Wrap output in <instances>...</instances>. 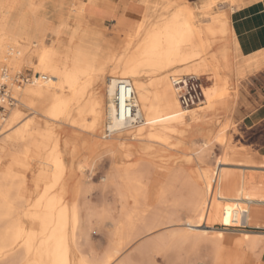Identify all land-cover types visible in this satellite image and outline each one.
<instances>
[{"label": "bare ground", "instance_id": "1", "mask_svg": "<svg viewBox=\"0 0 264 264\" xmlns=\"http://www.w3.org/2000/svg\"><path fill=\"white\" fill-rule=\"evenodd\" d=\"M31 1L0 0V87L7 84L16 100L7 119L0 112V264H134L132 250L145 255L160 243L174 241L207 239L219 249L230 243L228 227L233 211L239 209L248 211L250 226L264 227V167L260 163L264 157L248 163L234 154L223 166L221 177L203 169L187 174L177 168L169 171L166 183L155 187L141 164L143 157L154 161L157 147L178 151L198 136L204 137V146L212 143L206 136L209 114L229 97L230 74L242 68V63H236L240 51L261 49L262 41L255 35L264 34V0H239L246 9L262 7L253 30L238 25L239 18L231 21L226 11L211 14L218 0H205L196 7L170 0L166 9L174 11L167 18L157 16L150 0H130L144 7V15L134 33L117 27L113 38H108L104 20L96 17L110 0H38V7ZM195 10L202 12L198 15ZM210 17V22L198 24L199 18ZM141 35L147 42L134 49ZM213 48L217 51L208 57ZM252 62L253 69L264 67V49ZM24 67L34 75L31 84L23 87L13 80ZM146 67L150 76L144 79ZM174 75L200 76L207 81L212 77L224 83L205 87L200 107L184 109L173 85ZM121 80L133 85L142 120L139 124L115 117L114 100ZM23 108L28 109L27 116ZM104 124L106 130L101 133ZM69 130L77 137L65 138ZM222 135L216 140L222 142ZM190 151L188 161L196 156L192 147ZM82 152L91 155L90 159L102 152L95 162L110 158L112 169L104 181L119 200V216L113 219L109 233L110 248L99 260L87 258L79 250L83 214L78 198L86 166L76 164L75 158ZM6 158L12 160L11 165L25 163L32 172L36 163L40 165L33 192L26 183L15 185L14 175L4 164ZM241 169L255 170L261 179L240 186V197L218 198L217 182L236 180ZM176 183L191 191L190 202L197 214L193 222L174 220L176 215L166 219L158 212ZM183 200L178 197L174 206ZM170 228L173 230L167 233ZM165 230L167 234L161 233ZM239 235L236 244L250 251L264 248V233ZM149 264H156L155 260Z\"/></svg>", "mask_w": 264, "mask_h": 264}, {"label": "rangeland", "instance_id": "2", "mask_svg": "<svg viewBox=\"0 0 264 264\" xmlns=\"http://www.w3.org/2000/svg\"><path fill=\"white\" fill-rule=\"evenodd\" d=\"M136 1H142V0H136ZM169 1L170 0H150L149 4L156 7L155 13L157 14V16L167 18L170 17L172 11H174V9L172 10L166 9V5H168L167 3ZM182 1L185 2L186 4L196 7V5L192 4L191 2H195L197 0H182ZM31 2L35 7H38L40 5L38 0H32ZM216 2L217 3L214 4V7L211 10V14H217L226 11L231 21H234L233 20L234 17L239 18L236 21L238 25H244V26L246 25V27L251 26L252 30L254 29L252 23L254 19H256V17L258 16V12L261 13L262 7L264 5L263 4L264 2H262L261 3L262 7H259L257 10L253 8L246 9L244 6H242L239 3V0H231V2L229 0H218ZM250 2L254 3L255 0H250ZM182 4L183 3H180L178 6ZM195 11L197 12L198 15L200 14V12H202L201 10H195ZM48 17L51 19L52 13H49ZM96 17H98L97 14ZM210 20L211 17L203 18V19L199 18L198 24L208 23L210 22ZM121 22L122 19L118 21V24L116 26H113L112 23L106 24V28L109 30L107 33L108 38L114 37L113 31L117 27H120L122 30L127 31V33L129 34V33H134L139 25L138 23L137 25H135L134 28L128 29L127 24H129V22L127 21L125 22V26L122 28L120 26ZM37 23L38 21L34 20L35 26L37 25ZM251 34L253 33L251 32L249 36H251ZM255 36L257 39H260L262 41V44L260 46L261 49L257 50L255 48H250L247 50H241L240 51L241 57H238V59H236L237 64L242 63L250 67V65H252L253 63L252 62L253 59L261 57L262 51L264 49V34L260 33V34H256ZM251 39L253 40L254 37L251 36ZM47 41H48L47 44L51 45L52 40L48 38ZM146 42H147L146 37L144 35H141L136 39L133 48L137 49V47L146 44ZM216 51L217 48H213L210 51V54H208V57H210ZM236 53L237 52L235 51V54ZM263 70L264 67L254 72L250 70L239 71L237 69L230 74V81H228V92L231 94V95L229 94L230 98L227 97V99L221 101L219 109L209 114V118H208L209 126L206 131L207 132L206 136H208L212 141L210 145L204 146V140H205L204 137L198 136L197 138L194 137L193 139L189 140L184 145L183 149L178 151H170L164 147H157L155 154L156 158L154 159L153 162L145 157L141 158L142 159L141 164L143 165V170H144L143 172L145 176L148 178H152L151 180L152 182L151 184L153 185L152 187H155V185L159 186L160 183L161 184L166 183L171 170L173 171L177 168H183L187 174L188 173L193 174L194 172H197L199 169H203L211 172L212 175H214L215 177H221L223 174V166L234 154L238 155V157L242 162L244 161L248 163L251 159L259 156L258 150L260 149L261 144L264 143V128L262 126H258L256 128L250 127L249 124L243 121V119H239V116L241 117L240 107L242 104L240 103V99L242 100L241 90L243 89V86L246 89L245 84L248 83L249 78ZM22 71L23 72H21V75L23 77L26 78L33 77L34 75L33 70L28 67H24ZM149 73L150 70L148 69V67H146L145 70L143 71L144 79L150 76ZM190 75H196V74H190ZM178 76L181 75H174L172 76V78ZM198 77L202 80L204 89L207 86L222 85L224 83L219 81L217 78L211 77L207 81V79H204L200 76ZM13 83L15 84V80H13ZM28 84H31V82ZM151 90L152 92H155V88L152 87ZM10 94L13 97V93L10 92ZM247 106L249 107V105ZM15 107L16 105L12 107H8L7 108L8 111L6 109V111L2 113V116L5 119H7L10 110ZM22 110L24 116H27V114H29L28 109L23 108ZM1 123L2 120H0V124ZM104 126L105 124L103 125L101 133H104V130H106ZM2 131L3 130L1 127L0 133H2ZM68 132L65 138L77 137L75 131L69 130ZM217 132L220 135L223 134L222 136H224V139L222 142L216 140L215 137H217L218 135ZM172 142H177V141L173 139ZM191 147L194 149L196 156L189 157L192 161H188V157L186 155L189 153H193V151H190ZM101 154L102 152L99 154L98 153L94 154L93 158L90 159L91 155L82 152L78 155V157H76L78 160L75 158L76 164L84 162L86 166L85 168L86 170L83 175L84 178H82L83 186L78 198L81 215L83 214L82 224L79 230L80 233L79 250L80 253H82L83 255L85 254L87 258H91L92 256L93 258H96L98 260L102 259L104 255L107 254L110 248L109 233L112 229L111 223L113 219H117V217L119 216V210L117 208L119 206L118 197L115 195V192L113 190H110L107 187L106 182L104 181L105 176L111 171L113 164L110 161L109 157H106L104 161L102 160L97 162L96 160L95 162V159H97ZM5 163L7 167L9 166V171L11 172V174L14 175L13 179L15 185L20 186V184L26 183L29 192H33L35 188L34 184L36 183V181H38V179H36L35 176H37L39 174V171L41 170L40 165L36 163L33 167V172H32V170L29 171L27 165L21 161H16V163L11 165L12 160L10 158H6L4 164ZM260 163L264 167V159L260 161ZM92 165L94 167V171H91L93 170V168L91 169ZM42 167L44 168L46 166H42ZM260 179L261 176L260 177L258 176L257 171L255 170L250 171L249 169L248 170L241 169L238 173L236 180L229 179L224 181V179H222L221 181L217 182L218 190L216 194L218 195V198L224 197L225 195L226 196L230 195L232 198L234 196L240 197L242 195V192L239 189L240 186L245 184H250L251 182ZM174 188L175 190L172 193H168L166 195L165 204L164 205L160 204L158 206L159 207L158 212H160V214L162 213V216H164L166 219L169 217L174 219L173 216L176 215L174 220H177L178 218V220H182L185 223L195 221L197 219V214H196V207L192 204V202H190L192 199L191 191L188 188H186V186H184V184L182 183L181 184L176 183L174 185ZM16 193H17V189L13 192V194ZM253 194L255 195L257 194L256 190L253 191ZM181 196H183L184 198V200L181 202V205L178 207L174 206V201ZM220 201L221 200H219L218 202ZM117 203L118 205L115 206ZM234 206L236 207V209L240 207L238 203L234 204ZM161 207L163 211L161 210ZM26 226L29 227L28 223L26 224ZM171 230H173V228H170L168 231L165 230L161 233L167 234ZM251 231L256 233H264L260 230H255V231L229 230L227 231V235L231 237L230 243L221 246V248L219 249L216 248V246H214V244L211 241L204 239V240H199L197 242L174 241V242H170V244L160 243L162 245L159 244L155 248L153 253L139 255L137 251L132 250L130 254L132 255V258L135 259L134 264H149V261L151 259L155 260L156 264H219V263L264 264L263 247L255 249L254 251H250L245 247V245L236 244L237 240L240 237L239 234L241 232H251ZM89 252L91 253V255H89L90 254Z\"/></svg>", "mask_w": 264, "mask_h": 264}, {"label": "built area", "instance_id": "3", "mask_svg": "<svg viewBox=\"0 0 264 264\" xmlns=\"http://www.w3.org/2000/svg\"><path fill=\"white\" fill-rule=\"evenodd\" d=\"M31 80L32 77L26 78L20 74L16 76L15 84L23 86L30 83ZM42 80L45 81L47 78L43 77ZM172 81L178 91L182 108L194 109L204 104V85L200 78L196 76H178L174 77ZM0 88V111L3 113L8 107L14 106L16 100L11 96L10 88L7 84H3ZM114 110L115 117H118L124 123L139 124L142 122L134 88L129 80L119 81L114 100ZM107 133L108 135L110 134L108 129ZM228 229L234 231L260 230L264 232V227L256 228L250 226L246 209L233 211L232 225Z\"/></svg>", "mask_w": 264, "mask_h": 264}, {"label": "crops", "instance_id": "4", "mask_svg": "<svg viewBox=\"0 0 264 264\" xmlns=\"http://www.w3.org/2000/svg\"><path fill=\"white\" fill-rule=\"evenodd\" d=\"M205 0H197L191 2L197 6L201 5ZM123 5H122V4ZM117 7V8H116ZM106 10V11H105ZM139 12V13H138ZM107 13V15H106ZM98 17L103 19L106 24L112 23L113 26L118 24L121 19L128 20V29H132L137 25L144 15V7L137 2L130 0H110L109 4L102 8L98 13ZM136 18V19H134ZM125 22H121L120 26L123 28ZM241 70L256 71L252 67L242 64ZM241 90L239 119L249 124L250 127L262 126L264 128V70L249 78L248 83L245 84ZM249 105V107L247 106ZM259 156L264 157V143L261 144L258 150Z\"/></svg>", "mask_w": 264, "mask_h": 264}]
</instances>
